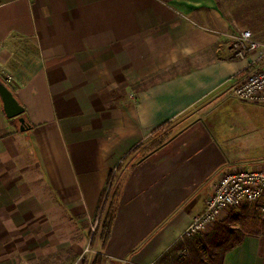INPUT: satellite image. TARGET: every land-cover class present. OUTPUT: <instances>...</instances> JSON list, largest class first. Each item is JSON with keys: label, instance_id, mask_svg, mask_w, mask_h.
<instances>
[{"label": "crops", "instance_id": "1", "mask_svg": "<svg viewBox=\"0 0 264 264\" xmlns=\"http://www.w3.org/2000/svg\"><path fill=\"white\" fill-rule=\"evenodd\" d=\"M229 26L219 0H0V78L34 125L21 131L0 99V245L11 244L5 229L32 227L16 221L26 204L58 209L86 236L113 173L103 264H154L181 239L222 172L254 163L229 161L210 137L189 145L185 132L151 149L155 131L228 93L260 57L231 59ZM224 264H263L260 238L247 236Z\"/></svg>", "mask_w": 264, "mask_h": 264}, {"label": "rangeland", "instance_id": "2", "mask_svg": "<svg viewBox=\"0 0 264 264\" xmlns=\"http://www.w3.org/2000/svg\"><path fill=\"white\" fill-rule=\"evenodd\" d=\"M219 5L230 23L228 31L230 34L223 40V43L229 47L228 53L231 59L242 60L234 56L231 47L240 29H250L256 38L264 41V0H219ZM234 22L240 26L235 27ZM260 64L264 65V60H261ZM171 70L174 73L178 71L176 68ZM246 72L248 70L245 69L244 73ZM164 73L166 74V72ZM148 80L149 82L145 81L143 85L141 83L131 86L132 93L135 94L134 89L148 87L151 85L150 82H154L155 79ZM122 87L119 86V89L122 90ZM169 125L168 133L160 136L162 141L173 139L182 132L185 133L180 139L188 144L210 137L212 140L222 141L226 148L228 146L231 158L229 161L248 163L254 160V163L251 164L241 163L228 166L222 175L239 167L252 169L264 165V105L241 102L230 96L229 93L221 91L196 104L175 121L170 122ZM147 149H150V146ZM147 152L148 150L142 152L139 157H144ZM115 182L117 183V180L114 179L113 173L110 177V184L107 186L109 202L114 201L116 197L118 188ZM36 194L39 193L36 191ZM35 199L43 202L47 198L38 195ZM25 204L24 202L23 206ZM250 206H254V204ZM35 208V213H31L33 212L32 207H27L26 204V207L22 209V214L16 219L21 226H32L30 229H26L27 227L16 230L5 229V235L8 237L6 240H11V244L0 245V264H74L75 262L93 264L95 258L100 255L98 248L100 241L103 240L100 230L96 231L99 217L93 220L94 226L88 231V234L80 236L76 227L77 222L74 223L75 219L73 222L68 220L66 225L65 221L61 220L58 209L48 210L47 206L42 203L37 204ZM239 209L240 207H233L227 210L225 219L230 216L232 210ZM11 215V213L6 214L5 212L4 220H9ZM220 221H222L221 218L210 227V230ZM8 231L15 232L16 237L8 236ZM259 238L264 264V236L261 235ZM100 256L102 260L99 264H103V256Z\"/></svg>", "mask_w": 264, "mask_h": 264}, {"label": "built area", "instance_id": "3", "mask_svg": "<svg viewBox=\"0 0 264 264\" xmlns=\"http://www.w3.org/2000/svg\"><path fill=\"white\" fill-rule=\"evenodd\" d=\"M231 49L234 56L242 60L259 51L261 55L249 64L248 72L231 83L228 93L241 102L264 105V65L260 64L264 60V41L256 38L250 29H242ZM252 204L257 206L264 220V165L252 169L239 167L221 175L206 198L203 210L193 217L182 238L207 233L225 211Z\"/></svg>", "mask_w": 264, "mask_h": 264}, {"label": "trees", "instance_id": "4", "mask_svg": "<svg viewBox=\"0 0 264 264\" xmlns=\"http://www.w3.org/2000/svg\"><path fill=\"white\" fill-rule=\"evenodd\" d=\"M27 121L29 122V120ZM29 124L34 127L30 122ZM169 124V122L166 123L155 133L161 130H163L161 134L168 133ZM161 134L153 141L152 151L159 149L171 140L169 138L162 141ZM109 182L110 179L107 186L110 184ZM254 206L245 205L239 210H232L227 219L217 222L207 233L186 236L177 240L154 264H224L227 253L242 244L247 236H264V232H262L264 231V220H261L257 212L258 209ZM115 215L116 201L114 199L109 202L106 187L101 194L97 213L99 223L96 228L97 232L100 230L104 244L111 234ZM101 260L99 255L93 264H99Z\"/></svg>", "mask_w": 264, "mask_h": 264}, {"label": "water", "instance_id": "5", "mask_svg": "<svg viewBox=\"0 0 264 264\" xmlns=\"http://www.w3.org/2000/svg\"><path fill=\"white\" fill-rule=\"evenodd\" d=\"M0 99L2 101L6 116L8 118H18L21 131H26L32 128L23 115L25 112V107L18 100L13 90L2 78H0Z\"/></svg>", "mask_w": 264, "mask_h": 264}]
</instances>
